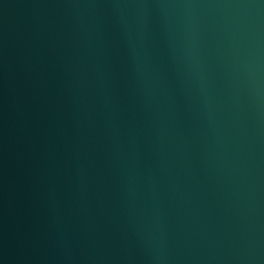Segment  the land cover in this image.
I'll return each mask as SVG.
<instances>
[{
    "label": "water",
    "instance_id": "water-1",
    "mask_svg": "<svg viewBox=\"0 0 264 264\" xmlns=\"http://www.w3.org/2000/svg\"><path fill=\"white\" fill-rule=\"evenodd\" d=\"M0 264H264V0H0Z\"/></svg>",
    "mask_w": 264,
    "mask_h": 264
}]
</instances>
